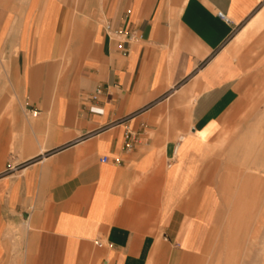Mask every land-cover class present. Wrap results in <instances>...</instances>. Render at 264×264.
<instances>
[{
    "label": "crops",
    "instance_id": "0c3cea01",
    "mask_svg": "<svg viewBox=\"0 0 264 264\" xmlns=\"http://www.w3.org/2000/svg\"><path fill=\"white\" fill-rule=\"evenodd\" d=\"M263 94L264 0H0V264H198Z\"/></svg>",
    "mask_w": 264,
    "mask_h": 264
},
{
    "label": "rangeland",
    "instance_id": "374dc122",
    "mask_svg": "<svg viewBox=\"0 0 264 264\" xmlns=\"http://www.w3.org/2000/svg\"><path fill=\"white\" fill-rule=\"evenodd\" d=\"M239 118L211 163L210 183L219 192L220 219L214 225L198 264H260V258L255 254L264 248V244L259 242L260 235L264 233V185H251L248 182L250 178H245L249 173L245 168L251 162L242 152L245 143L251 141L252 132L264 133V94L251 112L241 113ZM259 157H264V154ZM257 190H262V193H256ZM234 223H237L236 230L240 234L230 241L229 233L235 227ZM242 243L249 245V249H243ZM250 253L254 255L252 258L247 256Z\"/></svg>",
    "mask_w": 264,
    "mask_h": 264
},
{
    "label": "built area",
    "instance_id": "2783aa9c",
    "mask_svg": "<svg viewBox=\"0 0 264 264\" xmlns=\"http://www.w3.org/2000/svg\"><path fill=\"white\" fill-rule=\"evenodd\" d=\"M217 15L221 19H223L224 21H228V18L225 16V14L222 11H218ZM107 31H108L109 35H112L114 37L122 35V32H120L118 29H111L109 25L107 26ZM99 91L100 90L97 89V92H99ZM34 113H36V112H34ZM126 146H129V144H127ZM104 159L107 160V157H104Z\"/></svg>",
    "mask_w": 264,
    "mask_h": 264
},
{
    "label": "bare ground",
    "instance_id": "6f19581e",
    "mask_svg": "<svg viewBox=\"0 0 264 264\" xmlns=\"http://www.w3.org/2000/svg\"><path fill=\"white\" fill-rule=\"evenodd\" d=\"M262 183H261V182ZM253 184L254 185H256V186H258V185H264V176L262 177V178H260L259 180L258 179H255L254 181H253ZM233 226H235L233 229H232V231H231V233L230 234H232L234 237L235 236H238V234H240V231L239 230H236L237 229V223H234L233 224ZM241 226V224L239 225V227ZM239 231V232H238ZM237 234V235H236ZM236 238V237H235ZM233 239V238H232ZM249 241H253V240H249ZM239 241H237V242H235V243H238ZM244 242V241H243ZM243 245H244V243H242ZM238 259V258H237ZM260 264H264V258H263V261H261V259H260Z\"/></svg>",
    "mask_w": 264,
    "mask_h": 264
}]
</instances>
